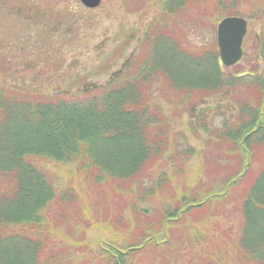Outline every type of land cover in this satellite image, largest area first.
<instances>
[{"label":"trees","instance_id":"trees-1","mask_svg":"<svg viewBox=\"0 0 264 264\" xmlns=\"http://www.w3.org/2000/svg\"><path fill=\"white\" fill-rule=\"evenodd\" d=\"M194 1L165 0V12L175 15ZM212 1L225 18L244 17L241 7L254 0ZM149 44L108 85L76 95L45 96L0 85V264H44L54 252L59 220L53 211L61 205H73L88 226L100 224L99 215L91 216L94 192L102 205L124 204L139 225L137 233L123 212L108 213L102 224L126 228L131 237L120 248L102 243L104 264H137V256L153 260L170 247L171 230L189 213L211 218L225 214L227 205L241 215L238 232L205 252L200 264H227L234 256L264 264V77L227 74L219 52L182 47L178 34L167 28L151 29L143 47ZM260 46L264 51V39ZM157 85L168 108L179 112L225 89L237 92L236 119L213 131L216 140L207 145L205 170L210 165L216 173L200 179V192L183 195L178 177L152 175L172 148L181 147L171 140L165 108L153 101ZM49 164L69 168V184H60ZM164 194L163 208L154 210ZM74 245L88 256L84 240H70L68 246Z\"/></svg>","mask_w":264,"mask_h":264},{"label":"rangeland","instance_id":"rangeland-1","mask_svg":"<svg viewBox=\"0 0 264 264\" xmlns=\"http://www.w3.org/2000/svg\"><path fill=\"white\" fill-rule=\"evenodd\" d=\"M223 12L212 0H196L172 16L165 12V0H103L97 9H87L80 0H0V85L8 88L24 86L45 96L76 95L91 86H106L131 60L143 54L144 49L149 50L150 44L146 48L143 45L151 29L155 32L167 28L178 34L182 47L217 51L220 60L218 26L224 19ZM241 12L249 23L243 45L244 57L240 64L223 66V69L234 77L248 74L264 77V51L260 48L264 39V0L244 4ZM161 91L160 85L154 87L153 101L165 108L172 124L171 140L181 147L178 151L172 148L152 175L157 179L162 173L178 177L177 186L183 195L189 191L200 192V179L206 181L216 173L210 165L205 170L207 161L203 157L209 153L207 145L216 140L212 137L213 131L236 119L239 113L235 99L237 92L225 89V92L185 106L179 112L168 108ZM201 113H204V119H201ZM203 122L208 125L209 132ZM212 152L216 154V151ZM258 167L259 163L254 169ZM48 169L59 177L60 184L62 181L69 184V173L66 172L69 168L49 164ZM167 197L156 200L154 210L162 209ZM99 199L94 192L92 201L96 206L91 209V216L101 217L98 220L101 223L95 227L79 221L73 205L68 209H62L65 205L54 208L53 214L56 212L59 220L57 236L52 245L54 252H48L44 264H104L100 250L102 243L113 241L120 248L131 237L126 228L113 229L102 224L107 221L110 211L123 212L125 221L131 222L138 233V222L125 211L124 204L117 200L115 205L113 202L102 205ZM226 211L223 215L215 213L211 218L201 211L189 213L171 230V245L165 252L153 260L147 256L142 261L143 257L137 256L135 262L200 264L205 252L216 250L217 245L238 232L240 213L234 205H227ZM68 240L74 243L84 240L88 256L83 258L81 247L68 246ZM225 262L250 264L235 256Z\"/></svg>","mask_w":264,"mask_h":264},{"label":"water","instance_id":"water-1","mask_svg":"<svg viewBox=\"0 0 264 264\" xmlns=\"http://www.w3.org/2000/svg\"><path fill=\"white\" fill-rule=\"evenodd\" d=\"M89 9H97L103 0H80ZM248 34V21L241 17H228L218 26V45L222 63L232 67L244 56V40Z\"/></svg>","mask_w":264,"mask_h":264}]
</instances>
